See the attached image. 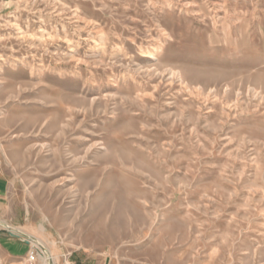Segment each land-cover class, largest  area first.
<instances>
[{"label": "rangeland", "instance_id": "obj_1", "mask_svg": "<svg viewBox=\"0 0 264 264\" xmlns=\"http://www.w3.org/2000/svg\"><path fill=\"white\" fill-rule=\"evenodd\" d=\"M0 181L13 264H264V0H0Z\"/></svg>", "mask_w": 264, "mask_h": 264}, {"label": "crops", "instance_id": "obj_2", "mask_svg": "<svg viewBox=\"0 0 264 264\" xmlns=\"http://www.w3.org/2000/svg\"><path fill=\"white\" fill-rule=\"evenodd\" d=\"M4 192H6L5 184L2 181H0V197H2V195L4 194ZM22 236L23 237H26L24 235H22ZM8 238L10 239V241H11L12 244H11L10 247H8V249L0 248V256L3 257L4 259H6L7 261H9L10 264H13V263H11V260H12V258H15V256H16L15 255L16 252L14 251L13 248L16 246L17 239H13V238H10V237H8Z\"/></svg>", "mask_w": 264, "mask_h": 264}, {"label": "bare ground", "instance_id": "obj_3", "mask_svg": "<svg viewBox=\"0 0 264 264\" xmlns=\"http://www.w3.org/2000/svg\"><path fill=\"white\" fill-rule=\"evenodd\" d=\"M41 231H42V229H41ZM33 242H32V246H35L38 249H40V253L43 252V254L39 255V257L42 258L41 260H43L44 264H57V259L52 255V253H50V251H48V250L45 251L46 247H45L44 243L41 242V240L40 241H33ZM28 260H31V259L29 258ZM0 264H2L1 258H0Z\"/></svg>", "mask_w": 264, "mask_h": 264}, {"label": "water", "instance_id": "obj_4", "mask_svg": "<svg viewBox=\"0 0 264 264\" xmlns=\"http://www.w3.org/2000/svg\"><path fill=\"white\" fill-rule=\"evenodd\" d=\"M7 232L9 233V235H11L12 237H15V238H23L22 235H24V236H26L24 238V241H26L27 243H30L29 237L20 231H16L14 229L9 228V229H7Z\"/></svg>", "mask_w": 264, "mask_h": 264}, {"label": "built area", "instance_id": "obj_5", "mask_svg": "<svg viewBox=\"0 0 264 264\" xmlns=\"http://www.w3.org/2000/svg\"><path fill=\"white\" fill-rule=\"evenodd\" d=\"M36 255H37L36 248L32 247L31 250L29 251V258L31 259L30 261H32V260L35 261Z\"/></svg>", "mask_w": 264, "mask_h": 264}]
</instances>
